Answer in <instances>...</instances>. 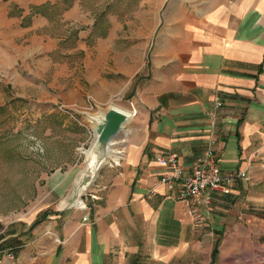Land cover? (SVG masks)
<instances>
[{
	"label": "crops",
	"instance_id": "0c3cea01",
	"mask_svg": "<svg viewBox=\"0 0 264 264\" xmlns=\"http://www.w3.org/2000/svg\"><path fill=\"white\" fill-rule=\"evenodd\" d=\"M64 1L3 4L1 66H12L17 84L20 67L29 70V97L37 66L55 69L40 86L41 111L56 99L83 106L90 92L96 105L135 111L134 125L115 147L118 163L90 189L95 197L68 207L76 174L63 165L80 135L64 120L56 137L67 150L37 179L38 201L18 215L0 211V264H197L199 227L205 264H264V0H140L133 16L108 12L126 0H99L96 13L83 0L55 9ZM209 149L216 167L247 178L210 201L178 200L158 158L176 154L190 172Z\"/></svg>",
	"mask_w": 264,
	"mask_h": 264
},
{
	"label": "rangeland",
	"instance_id": "374dc122",
	"mask_svg": "<svg viewBox=\"0 0 264 264\" xmlns=\"http://www.w3.org/2000/svg\"><path fill=\"white\" fill-rule=\"evenodd\" d=\"M71 1L65 0L63 5H55V9L67 8L70 6L69 2ZM98 1L83 0V8L86 11L101 12L100 10H103L105 5H98ZM139 1H122L121 4L110 6L108 12L112 14L120 13L122 15L126 13L133 16L139 10ZM9 2L10 0H0V10L3 4ZM92 23L93 20L86 21L84 25H80L81 27L70 24L69 30L79 31L80 29L91 28L90 24ZM59 24L60 22L58 21L53 25V29L57 33L60 29ZM106 28L107 21H102L100 25H97V29L105 30ZM33 65H37V63H31V66ZM12 69L11 65L3 67L0 63V189L4 191V196L0 197V211H14L18 215V211L26 212L31 205H34L38 201L39 198L34 196L35 185L44 169L50 173H54L59 167V161H63L60 160V155L66 152L68 145L66 143L61 146L58 143L60 138L56 136L63 133L60 131L64 120L69 125L68 129L79 133L80 139L73 140L75 141L74 145H72L74 148V160H67L68 164L63 165V167L70 174L75 173L77 175L85 166L86 153L94 138V134L86 123H80L76 120L75 117L79 116L72 109H89V100L92 98L94 101L95 97L89 92L86 97V103L83 106H78L77 104L67 105L61 99H56L52 108L41 111L38 106L40 105L38 103H42V101H38L41 100L39 99L41 97L39 95L40 86L49 82L51 74H53L55 69L45 68L42 65L37 66V69H35L37 73L36 89L35 92H32L33 89L30 85V89L32 90H30L31 97L28 95L29 92L24 94V91H26L24 88L26 87L27 89L28 87L26 80L29 70L20 67V81L22 83L17 84L15 83L16 79L11 76ZM40 74H43L45 78L39 76ZM50 90L56 93L53 87ZM133 125V123L127 125L120 136L115 139V147L121 146L123 134ZM115 151L113 160L116 158L119 160V151L116 148ZM107 166H109V163L102 171ZM99 180L100 175L97 177L91 190L97 188ZM86 196L84 199H86ZM88 197H91L90 194ZM15 224H19L17 228L26 227V222L23 221L16 222ZM196 230V237L199 240L196 248L197 264H205L207 261L205 249L208 248L207 234H205L207 230H203V227H199ZM148 263H152L151 259H148ZM178 264L187 263L180 261Z\"/></svg>",
	"mask_w": 264,
	"mask_h": 264
},
{
	"label": "built area",
	"instance_id": "2783aa9c",
	"mask_svg": "<svg viewBox=\"0 0 264 264\" xmlns=\"http://www.w3.org/2000/svg\"><path fill=\"white\" fill-rule=\"evenodd\" d=\"M220 104L221 103L219 102V105ZM88 108L89 109L85 110L94 111L96 109V104L92 98L89 100ZM65 111L68 112L67 110ZM78 116L80 118L74 116L76 120L80 123H86L90 128L88 122L80 115ZM158 160L167 167V172L162 175L160 181L170 190L175 191L176 198L182 201H193L194 203L201 199L210 201L211 191H219L223 194H230L232 193L233 185L239 179L247 178L246 173L243 171L224 172L216 167L214 164L212 149L207 151L205 157L198 160L193 170L190 172H187L176 154L162 156L159 157ZM116 162L117 161L115 160L110 164H115ZM154 193L155 191L151 190L149 192V196H152ZM90 196L92 198L95 197V195L92 194ZM81 207L85 208L86 204L83 202ZM89 219L90 217L87 215L83 217L85 222L89 221Z\"/></svg>",
	"mask_w": 264,
	"mask_h": 264
},
{
	"label": "water",
	"instance_id": "95a60500",
	"mask_svg": "<svg viewBox=\"0 0 264 264\" xmlns=\"http://www.w3.org/2000/svg\"><path fill=\"white\" fill-rule=\"evenodd\" d=\"M72 110L88 122L94 138L88 149L91 151L89 157L86 154L85 166L75 177L67 200L68 207L80 206L82 197L88 195L102 169L114 161L111 159L115 147L114 139L120 136L136 116L135 111L125 110L115 104L96 105L97 111L79 108Z\"/></svg>",
	"mask_w": 264,
	"mask_h": 264
},
{
	"label": "bare ground",
	"instance_id": "6f19581e",
	"mask_svg": "<svg viewBox=\"0 0 264 264\" xmlns=\"http://www.w3.org/2000/svg\"><path fill=\"white\" fill-rule=\"evenodd\" d=\"M116 139V138H115ZM115 139H114V144H115ZM115 146V145H114ZM115 148H114V150H113V153H112V155H111V159L113 160L114 159V156H115ZM90 153H91V151H87V155H88V157H89V155H90ZM115 160H118V158H116ZM118 163V162H117ZM83 205V200L82 201H80V207Z\"/></svg>",
	"mask_w": 264,
	"mask_h": 264
},
{
	"label": "trees",
	"instance_id": "16d2710c",
	"mask_svg": "<svg viewBox=\"0 0 264 264\" xmlns=\"http://www.w3.org/2000/svg\"><path fill=\"white\" fill-rule=\"evenodd\" d=\"M46 216H47L46 213L42 214V216L39 217V218L34 222L33 225H36V224H38L39 222H41V221L44 219V217H46Z\"/></svg>",
	"mask_w": 264,
	"mask_h": 264
}]
</instances>
